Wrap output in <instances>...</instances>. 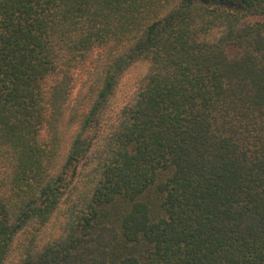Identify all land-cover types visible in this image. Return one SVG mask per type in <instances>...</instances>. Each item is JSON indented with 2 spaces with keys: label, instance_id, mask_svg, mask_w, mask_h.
I'll list each match as a JSON object with an SVG mask.
<instances>
[{
  "label": "trees",
  "instance_id": "1",
  "mask_svg": "<svg viewBox=\"0 0 264 264\" xmlns=\"http://www.w3.org/2000/svg\"><path fill=\"white\" fill-rule=\"evenodd\" d=\"M0 264H264V0H0Z\"/></svg>",
  "mask_w": 264,
  "mask_h": 264
},
{
  "label": "rangeland",
  "instance_id": "2",
  "mask_svg": "<svg viewBox=\"0 0 264 264\" xmlns=\"http://www.w3.org/2000/svg\"><path fill=\"white\" fill-rule=\"evenodd\" d=\"M120 89L121 90L115 104L116 111H120V109L130 100L129 97H131L134 89H136V86L133 83V80L128 79L124 81Z\"/></svg>",
  "mask_w": 264,
  "mask_h": 264
}]
</instances>
